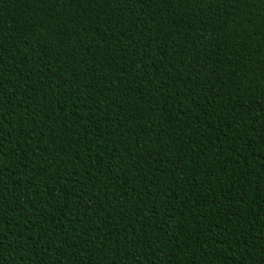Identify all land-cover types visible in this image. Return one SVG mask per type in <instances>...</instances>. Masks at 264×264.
Here are the masks:
<instances>
[{"label":"trees","instance_id":"trees-1","mask_svg":"<svg viewBox=\"0 0 264 264\" xmlns=\"http://www.w3.org/2000/svg\"><path fill=\"white\" fill-rule=\"evenodd\" d=\"M0 264H264V0H0Z\"/></svg>","mask_w":264,"mask_h":264}]
</instances>
